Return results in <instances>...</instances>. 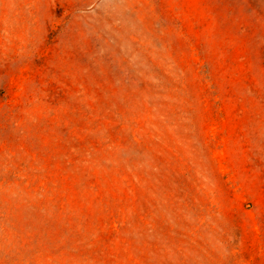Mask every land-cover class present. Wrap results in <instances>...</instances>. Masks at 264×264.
<instances>
[{"label": "rangeland", "instance_id": "1", "mask_svg": "<svg viewBox=\"0 0 264 264\" xmlns=\"http://www.w3.org/2000/svg\"><path fill=\"white\" fill-rule=\"evenodd\" d=\"M0 264H264V0H0Z\"/></svg>", "mask_w": 264, "mask_h": 264}]
</instances>
